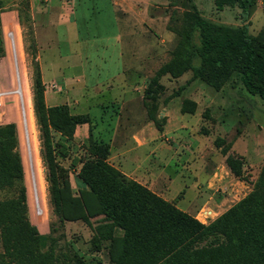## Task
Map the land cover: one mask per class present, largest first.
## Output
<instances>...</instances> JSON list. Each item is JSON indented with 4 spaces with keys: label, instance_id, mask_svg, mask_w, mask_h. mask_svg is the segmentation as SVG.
<instances>
[{
    "label": "rangeland",
    "instance_id": "374dc122",
    "mask_svg": "<svg viewBox=\"0 0 264 264\" xmlns=\"http://www.w3.org/2000/svg\"><path fill=\"white\" fill-rule=\"evenodd\" d=\"M109 3L96 0L94 9L101 12L99 20L91 17L88 35L101 38L112 34ZM119 5L131 9L125 19L120 18L127 21L120 29L123 54L128 64L132 55L137 60L130 62L129 93L116 90L117 102L106 98L103 109L90 111L91 138L108 144V163L204 225L251 195L264 207V103L248 94L236 76L214 89L193 78L189 69L198 64L191 57V45L198 42L193 12L217 25L240 27V10L235 6L217 10L214 0H124ZM10 9L18 10L22 46L19 48L14 34L15 44L32 94L36 44L29 0H5L1 12ZM245 24L251 36L264 40V0L253 1ZM107 52L111 53V47ZM8 60L0 59V71L5 68L13 73ZM123 100L127 104L122 105ZM0 113V126L15 123L27 217L40 234L50 237L47 247L54 249V264H118L110 251L113 239L122 237L123 232L111 219L97 214L85 221H70L55 214L40 133L28 99L25 127L14 100L6 101ZM88 129L87 125L85 138L86 134L77 130L80 138L65 140V155L59 154L56 140L60 138L54 134L55 160L68 171L73 196L80 188L86 189L76 181V175L90 156ZM227 158H233L240 177L232 174ZM12 196V189L0 190V200ZM95 207L94 200V212ZM150 256L137 252L121 264H153L155 257Z\"/></svg>",
    "mask_w": 264,
    "mask_h": 264
},
{
    "label": "trees",
    "instance_id": "16d2710c",
    "mask_svg": "<svg viewBox=\"0 0 264 264\" xmlns=\"http://www.w3.org/2000/svg\"><path fill=\"white\" fill-rule=\"evenodd\" d=\"M253 1L214 0L217 10L234 6L240 10V27L217 25L193 12L191 20L198 42L191 45V57L198 64L189 69L193 78L214 89L236 76L248 94L264 103V40L251 36L245 24ZM4 3L0 0V13ZM4 54L0 22V59ZM33 74V112L47 169L50 202L59 218L85 221L103 214L111 219L123 232L122 237L113 239L110 251L118 264L137 252L154 256L153 264H264V211L260 209L264 207L255 196L238 202L207 225L199 223L110 165L108 144L91 138L90 116L71 114L66 105L47 107L36 62ZM81 125L89 127L90 156L76 175V181L86 189L80 188L73 196L68 171L55 160L54 134L60 138L56 140L59 154L65 155V140L71 141ZM156 127L160 130V123ZM17 145L16 126H0V190H13L11 198L0 200V264H54V249L47 247L50 237L40 234L27 217ZM226 164L235 177L241 176L233 158H227Z\"/></svg>",
    "mask_w": 264,
    "mask_h": 264
},
{
    "label": "crops",
    "instance_id": "0c3cea01",
    "mask_svg": "<svg viewBox=\"0 0 264 264\" xmlns=\"http://www.w3.org/2000/svg\"><path fill=\"white\" fill-rule=\"evenodd\" d=\"M109 1L111 9L107 10L113 32L109 36L97 38L94 34L88 35L91 17L95 15L99 20L101 12V9H94L96 0H70L67 5L63 0H29V17L36 44L35 61L45 88L44 100L47 107L66 105L75 111L74 114L90 116L91 109H103L102 103L106 98H114L116 90L120 94H127L126 91L128 92L127 89L130 88L128 83L130 62L132 58L137 60V57L130 56L129 64L126 63L120 29L125 27L123 26L125 23L127 24L123 19L128 16L131 9H122L119 3H124V0ZM0 22L5 50L1 60L7 61L10 54L5 41L6 33L13 32L17 37L19 48L22 46L18 10L1 12ZM109 47L111 53L107 52ZM100 48L101 53H99ZM11 74L13 73L7 72L5 68L0 71V87L3 90L13 87ZM25 83L26 89L23 85V90L30 103V111L33 113L27 72ZM52 85L55 86L54 89H51ZM116 98H114L115 102H117ZM134 98L133 100L138 102ZM11 101L13 100L10 99L9 102ZM124 104L127 102L122 105ZM77 130L86 134L87 125L76 128L74 139L80 138ZM86 136L87 134L83 138Z\"/></svg>",
    "mask_w": 264,
    "mask_h": 264
},
{
    "label": "built area",
    "instance_id": "2783aa9c",
    "mask_svg": "<svg viewBox=\"0 0 264 264\" xmlns=\"http://www.w3.org/2000/svg\"><path fill=\"white\" fill-rule=\"evenodd\" d=\"M67 5L70 0H63ZM6 45L9 49L10 60L13 70V87L7 90H0V110L5 105V102L12 99L16 102L17 108L21 114V124L25 127L26 125V113H25V105H26V96L24 93L23 85L25 83V71L24 66L22 65V61H19V55L17 52V44H15V36L13 32H7L5 35ZM23 69V71H22ZM55 86L52 85L51 89H54ZM25 130V129H24ZM25 133L27 134L26 130ZM40 213V211L38 212Z\"/></svg>",
    "mask_w": 264,
    "mask_h": 264
},
{
    "label": "bare ground",
    "instance_id": "6f19581e",
    "mask_svg": "<svg viewBox=\"0 0 264 264\" xmlns=\"http://www.w3.org/2000/svg\"><path fill=\"white\" fill-rule=\"evenodd\" d=\"M30 118V117H29ZM32 119V118H31ZM30 121V120H29ZM32 122V121H31ZM30 125H32V124H30ZM31 129V128H30ZM34 131V130H33ZM32 132V131H31Z\"/></svg>",
    "mask_w": 264,
    "mask_h": 264
}]
</instances>
